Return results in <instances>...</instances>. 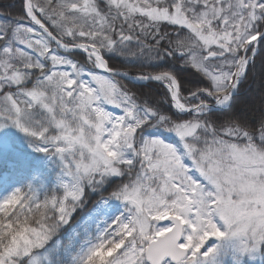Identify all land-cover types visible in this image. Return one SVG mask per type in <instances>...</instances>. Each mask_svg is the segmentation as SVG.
Instances as JSON below:
<instances>
[{"label":"snow or ice","instance_id":"6c2138e0","mask_svg":"<svg viewBox=\"0 0 264 264\" xmlns=\"http://www.w3.org/2000/svg\"><path fill=\"white\" fill-rule=\"evenodd\" d=\"M6 127L55 171L0 198V264H264V0H19Z\"/></svg>","mask_w":264,"mask_h":264},{"label":"trees","instance_id":"16d2710c","mask_svg":"<svg viewBox=\"0 0 264 264\" xmlns=\"http://www.w3.org/2000/svg\"><path fill=\"white\" fill-rule=\"evenodd\" d=\"M19 0H0V11H3L11 5H18ZM13 11L15 9H12ZM257 70L260 69L258 62ZM129 87L136 91H143L156 98L160 89L156 86L149 88H141L139 84H129ZM261 83L258 79L250 78L247 82L240 86L239 100L240 106L250 104L256 99V93H260ZM4 138L0 140V180L5 172L10 173V185L8 190L0 198L10 195L18 187H24L28 183H33L34 187L43 194L45 188H50L53 184L55 171V163L47 157V161L43 159L37 152H32V158H28L31 154L29 147H20L19 141H24L29 145V138L22 132L14 131L13 127L5 131ZM9 143V146H6ZM44 185V187H41ZM1 186V184H0ZM107 195V192L105 193ZM99 198L98 194H88L90 203L83 210L85 213L91 210L92 204ZM83 214V213H82Z\"/></svg>","mask_w":264,"mask_h":264},{"label":"rangeland","instance_id":"374dc122","mask_svg":"<svg viewBox=\"0 0 264 264\" xmlns=\"http://www.w3.org/2000/svg\"><path fill=\"white\" fill-rule=\"evenodd\" d=\"M258 96H259V93L257 92L256 93V97L258 98ZM8 128H10V127H6V128H4L3 130H0V140H2L3 138H4V136H3V134L5 135V131L8 129ZM13 129H14V131H18V129H16V128H14L13 127ZM19 143V145H20V147H23V148H25V147H29V145L26 143V142H24V141H19L18 142ZM6 146H9V143H6ZM30 151H31V154L30 155H28V158H32V156H33V154H32V152H36V151H34L33 150V148L32 147H30V148H28ZM43 159H45L46 161H47V157L48 156H46L45 154H43V153H39V152H37ZM10 173L9 172H5L3 175H2V178H1V180H0V184H1V186H0V195L2 196L4 193H5V191H7L8 190V185H10ZM115 206H118V205H115Z\"/></svg>","mask_w":264,"mask_h":264}]
</instances>
